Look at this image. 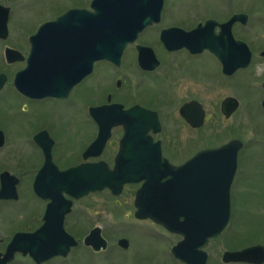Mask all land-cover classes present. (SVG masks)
Masks as SVG:
<instances>
[{"label":"flooded vegetation","instance_id":"obj_1","mask_svg":"<svg viewBox=\"0 0 264 264\" xmlns=\"http://www.w3.org/2000/svg\"><path fill=\"white\" fill-rule=\"evenodd\" d=\"M23 1L0 0V264H158L157 256L131 257L129 253L117 261L116 253L127 254L132 238L137 236L153 244L163 232L175 236L150 219L136 217L139 206L158 210V192L153 190L163 191L164 170L188 165L187 179L191 182L195 165L190 163L198 153L231 141L240 143L238 155L244 153L241 139L214 146L208 137L210 128L205 133L217 112L224 123L238 112V98L227 96L216 101L218 110L212 112L198 98L203 90L198 87L203 88L204 83L182 87V97L171 91L191 76L189 63L206 62L204 72L211 74L213 81L202 76L208 90L248 73L257 80L263 96L264 71L259 75L256 66L264 62V49L258 52L238 33L248 27L249 15L239 12V0H176L171 10L170 0H162L159 13L155 0L150 13L137 12L141 23L149 19L147 26L125 48L119 66H114L95 61L89 51L83 53V44L78 53L80 45L75 34L96 31L99 0H26L28 9L39 8L29 15L32 24L28 22L15 32L11 23L23 14ZM139 6L134 7L138 10ZM176 14L180 17L173 19ZM232 19L237 20L229 28L226 24ZM42 25L47 26L48 34L69 33L72 43H60L59 39L40 52L43 46L34 36ZM170 29L188 33L191 45L168 50L161 35ZM228 32L236 43L228 41ZM180 38L174 35L172 40ZM239 41L251 52L250 66L245 70L229 69L227 63L234 65L231 59L239 56ZM142 48L148 50L140 52ZM189 48L198 51L190 52ZM212 50H219L222 60ZM38 58L51 67L48 73L54 80L61 82L60 99H30L16 90V80L22 78L26 68L32 67L30 74L35 80ZM102 67L121 73L105 88L100 82L94 85ZM199 73L200 68L193 76ZM83 95L88 97L83 99ZM11 97L19 107L9 106ZM33 106L40 108L39 113ZM166 106L168 109L163 108ZM47 107L54 108L51 117L42 110ZM103 112L109 115L106 126L101 124ZM9 121L12 124L6 127ZM240 159L238 156L239 171ZM101 164L114 172L116 164V171L125 167L138 180L125 182L118 193L65 186L69 178L80 177L71 170ZM208 169L204 168L205 176ZM141 189L140 205L137 197ZM101 194L114 200L115 210L124 207L128 212L126 217L131 223L125 230L121 228L118 233L115 227L105 229V221L101 220L105 215L100 214L96 201ZM175 244L172 242L169 250ZM168 258L169 263L181 264L170 255Z\"/></svg>","mask_w":264,"mask_h":264},{"label":"water","instance_id":"obj_2","mask_svg":"<svg viewBox=\"0 0 264 264\" xmlns=\"http://www.w3.org/2000/svg\"><path fill=\"white\" fill-rule=\"evenodd\" d=\"M97 4L99 8H97L98 13L95 16L96 31L93 39L96 59L110 61L118 65L125 47L135 41L138 32L147 26L149 20L139 24L137 22V10L134 6L139 4L141 8L138 10L148 12L154 4L156 5V2L155 0H99L96 1ZM157 4V12L159 13L162 0H158ZM236 20L232 19L226 25L230 28ZM46 29L45 26L40 27L38 35L46 33ZM177 34L182 36L183 41L172 40V37ZM52 36L56 38L55 43L59 39L60 43H72V36L69 33L59 32L57 35L52 34ZM187 36H189L188 33L170 29L162 34L161 39L168 50H176L182 44H191ZM92 37L91 30L83 34H75L77 44H90ZM232 39L231 33L228 32V41L232 42ZM140 50L144 52L148 49ZM212 51L222 60L219 50ZM250 55L248 48L239 42V56L231 59L234 61V65L227 63V67L229 69L246 68L250 62ZM224 67L226 66L224 65ZM61 90L59 82L56 88L57 96L61 95ZM262 106L264 108V99ZM100 119L102 126H106L109 122V115L104 112L100 113ZM239 147V142L233 141L219 149L197 154L190 163V165H195V176L190 177L191 182L187 179L188 165L164 171L162 173L164 178L163 191L166 189L167 183L171 184L176 181V185L186 194L185 197L182 198V193L176 188L173 191L170 190L173 188L170 185L168 191L163 194L162 210H152V213L137 211L139 218L149 217L157 223L159 222L169 232L182 236L183 239L171 251L174 257L183 264H206L207 254L202 249L205 248L210 239L221 236L229 224L231 217L230 186L236 171ZM204 168H209L206 176ZM70 172H77L76 174L80 177H76L77 179L69 178L65 184L68 189L88 186L90 190L101 191L104 188L114 190L115 188L116 191L125 182L137 180L132 174L127 173L125 167L121 171L118 169L115 172H109L102 164L94 168L81 166ZM91 172H94V175ZM206 185L208 188H205ZM157 190L153 191L158 192V197H160L163 191ZM157 201L161 203V200ZM222 262L263 264L264 247L254 246L239 252H225L222 255Z\"/></svg>","mask_w":264,"mask_h":264},{"label":"rangeland","instance_id":"obj_3","mask_svg":"<svg viewBox=\"0 0 264 264\" xmlns=\"http://www.w3.org/2000/svg\"><path fill=\"white\" fill-rule=\"evenodd\" d=\"M25 1L26 0L21 2L23 6L20 11L23 14H18L17 17H15V20H13L14 22L12 21L11 23L12 31L16 32L19 27L24 28L29 25L28 22H32L29 15H33L35 13V9L37 10L39 8V6H35V8L28 9V3ZM176 3V0H170L168 2L170 10L174 9ZM180 11L181 8L178 6V12ZM239 12L248 14L250 20L247 28L239 30V37H242L247 42L252 43L257 48L258 52L260 50L263 51L264 0H239ZM36 17H38V15ZM178 17H180V15L176 14L172 18L177 19ZM39 18L40 17L36 19ZM172 21L173 20H168L167 22ZM147 38L149 41V36ZM180 61L182 60L180 59L179 62ZM205 63L206 62H198L196 65L189 63L190 65L188 68L191 69V76L186 79L188 77L187 75L184 82L176 84L174 86L176 90H172L171 93L172 95H180L182 97V87H194L195 83L201 82L202 84L204 83V87H198V89H203L202 91H199L198 98H200V100L205 103V106H207L212 112L216 109L218 110L217 105H214L215 102L223 100L227 96L236 97L239 101L238 112L232 118L226 120L224 123L222 122L223 118L217 112V114L213 116V121H211V123L206 127L205 131V133L208 134L207 129L210 128L211 135L209 134L208 137H210L209 140L214 146H217L220 143L223 144L224 142H228L232 139H241L243 141L242 151H244V153L241 152L242 155L241 153L238 155L239 158H241V163L239 165L240 171H237L233 185L231 186L232 217L230 224L221 238L219 237L217 239L210 240L209 245L206 248L209 256L207 264H224L222 263V254L224 252H239L248 247L257 245H262L264 247V111H260L258 107V103L262 98V95L257 89V80H253L250 77V74H239L233 81L225 82V86L215 84L214 90H208L206 84L207 80L203 77H207L209 81H212V76L211 74L208 76L206 75V72H204L206 68L204 65ZM256 67V73H259V75L263 74L264 62L263 64L259 63ZM199 68L200 73L193 76V72ZM166 73L167 70H164V74ZM120 74V72H115L109 68L102 67L100 69L99 77L94 80V85L99 84L100 82V86L105 88V85L109 84L112 80L114 81V79H116ZM260 79H262V76L258 78L259 82L261 81ZM87 91L88 90H83L81 92L83 93ZM87 97L88 96L83 95V99H86ZM13 101L14 99L12 98L9 106L19 107V102L17 103V101H15L12 103ZM163 108L168 109L167 106ZM33 109L37 110L36 113H39L40 111L38 110L40 108L35 106H33ZM53 109L54 108L47 107L42 110L47 112V117H51ZM67 112L70 116L72 115L68 110ZM32 113H34V111ZM55 113H58V110L55 111ZM70 116L68 118H70ZM52 118L55 119V117ZM4 119L5 118H3V120ZM6 123V127L12 124L11 121ZM49 123H51V121ZM10 128L11 127H8V129ZM97 198L98 200H96V198L94 200L100 204V214L102 216L105 215V217L101 218V220L105 221V229L115 227L119 233L121 228L125 230L128 226H130L131 220L126 217L128 212H126L124 207L115 210L114 200H109V198L103 194ZM102 206L104 207V210H102ZM156 230L158 231V229ZM178 241H180V239L177 236H171L164 232L163 237L155 244L149 242V240H146L143 237L137 236L132 238L130 242L131 248L127 254H118L117 252L116 258L117 261L125 259L130 253L131 257L141 256L150 258L157 256L159 258H157L159 261L158 264H172L168 262L169 258L167 250L170 248V244L172 242L177 243Z\"/></svg>","mask_w":264,"mask_h":264}]
</instances>
